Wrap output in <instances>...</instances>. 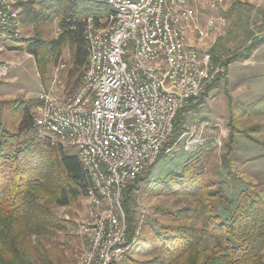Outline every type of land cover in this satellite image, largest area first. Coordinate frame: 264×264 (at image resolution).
<instances>
[{"label":"built area","instance_id":"obj_1","mask_svg":"<svg viewBox=\"0 0 264 264\" xmlns=\"http://www.w3.org/2000/svg\"><path fill=\"white\" fill-rule=\"evenodd\" d=\"M22 1L0 0V42L20 38ZM223 1L207 0V9L215 12ZM102 2L107 14L87 19L88 59L79 86L69 96L55 85L42 90L33 114L37 137L74 149L91 182L88 212L76 220L84 240L80 264L126 260L133 245L125 190L175 150L180 114L226 74L202 36L199 44L189 37L188 24L200 17L198 0ZM207 27H216L214 15Z\"/></svg>","mask_w":264,"mask_h":264},{"label":"trees","instance_id":"obj_2","mask_svg":"<svg viewBox=\"0 0 264 264\" xmlns=\"http://www.w3.org/2000/svg\"><path fill=\"white\" fill-rule=\"evenodd\" d=\"M24 5L25 23L44 24L52 16H62L58 39L35 35L25 40L43 82L48 65L67 45L74 67L87 62V19L105 16L109 10L96 0H30ZM0 105L7 113L6 121L0 115V264H77L75 237L55 209L85 196L90 179L78 156L60 145L32 136L20 139L34 126L30 106ZM178 126L177 122L171 144L180 136ZM209 151L200 148L179 169L145 181L143 192L148 197L179 196L189 202L163 211V220H145L139 232L130 211L139 180L127 187L122 204L133 246L122 264H264V186L232 178L236 188L230 193L223 174L207 167ZM232 152L228 150L223 160L229 173H233ZM208 239L214 241L213 247L206 245Z\"/></svg>","mask_w":264,"mask_h":264},{"label":"rangeland","instance_id":"obj_3","mask_svg":"<svg viewBox=\"0 0 264 264\" xmlns=\"http://www.w3.org/2000/svg\"><path fill=\"white\" fill-rule=\"evenodd\" d=\"M28 1L20 3L22 11ZM196 5L200 8V17L188 24L189 37L199 44V36H202L203 48L218 56L226 74L205 96L204 93L180 114L177 119L180 136L173 142L175 150L162 155L134 183L139 190L133 191L130 211L137 222L143 213L145 220H163V211L188 205L187 197H148L143 190L146 180L165 177L168 172L179 169L200 148L210 150L205 163L214 173L223 174L230 193L236 188L233 179L238 183L246 180L258 188L264 186V0H224L215 12L207 9V0H198ZM212 15L216 17V27L210 29L207 20ZM24 19L23 13L19 39L0 42V104H26L31 107L33 116L42 90L55 85L68 96L74 93L86 62L74 67L72 50L67 45L60 58L48 65L49 72L43 82L35 56L25 49V40L35 35L47 40L58 39L63 32L62 16H52L44 24L25 23ZM41 59L45 61L44 56ZM60 63L66 66L57 70ZM6 114L5 109H0L3 121ZM15 118L18 124L21 116ZM28 136L38 138L33 128L23 132L20 139ZM197 138L202 144L201 141L191 144ZM62 148L66 153L77 154L72 148ZM230 149L233 152L229 164L233 173L223 164ZM89 205L83 196L69 206L55 209L57 218L75 237L72 243L77 264L81 261L84 240L78 235L76 220L87 214ZM206 245L213 247L214 241L208 239Z\"/></svg>","mask_w":264,"mask_h":264}]
</instances>
